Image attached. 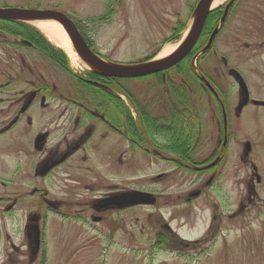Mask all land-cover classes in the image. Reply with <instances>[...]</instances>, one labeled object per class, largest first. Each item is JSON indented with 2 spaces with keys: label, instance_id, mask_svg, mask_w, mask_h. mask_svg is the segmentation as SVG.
Masks as SVG:
<instances>
[{
  "label": "flooded vegetation",
  "instance_id": "1",
  "mask_svg": "<svg viewBox=\"0 0 264 264\" xmlns=\"http://www.w3.org/2000/svg\"><path fill=\"white\" fill-rule=\"evenodd\" d=\"M15 42L4 44L9 49L0 58L6 64L9 57L10 63V75L0 83L1 263L42 259L45 227L54 216L109 223L112 213L129 209L104 200L130 190L116 180H126L130 147L171 164L170 172L154 179L194 172L206 179L205 186L218 181L224 159L233 153L236 173L246 175L247 200L255 201L257 187L264 188V0H220L208 12L185 64L154 75L151 85L137 92V104L121 83L125 80L81 71L65 82L63 70L38 47L24 39ZM50 70L58 75L50 76ZM177 76L183 91L177 89ZM140 80L146 86L149 78ZM201 108L207 129L215 132L210 146L200 141ZM178 121L185 131L179 153L173 136ZM112 134L123 144L115 150L113 142L119 141ZM149 193L154 205L160 202V194ZM34 225L36 255L28 238Z\"/></svg>",
  "mask_w": 264,
  "mask_h": 264
},
{
  "label": "rangeland",
  "instance_id": "2",
  "mask_svg": "<svg viewBox=\"0 0 264 264\" xmlns=\"http://www.w3.org/2000/svg\"><path fill=\"white\" fill-rule=\"evenodd\" d=\"M105 1L0 0V7L59 10L77 23L94 51L112 62L130 64L147 59L153 52L157 58L166 46L175 47L189 23V7L196 0H109V8ZM180 21L183 28L172 39V27ZM11 41L0 39V58L9 49L2 42ZM7 60L9 57L6 64L0 63V83L10 75ZM68 61L73 72L87 70L78 62ZM49 75L58 74L50 70ZM177 78L180 83L182 78ZM152 81L147 80L146 86L138 81L121 83L136 102L139 96L134 93L145 91ZM200 102L205 103V97ZM199 113L204 121L200 141L210 146L208 141L215 132L207 129L202 108ZM112 138L120 139L115 134ZM122 145V141L113 142L114 150ZM130 148L129 171L123 172L126 180H116L125 189L160 194L159 203L112 213L109 223H71L52 217L45 227L43 259L0 260V264H264V188L257 187L255 201L247 200L242 183L246 175L236 173L233 153L224 159L218 181L205 186L206 179L194 172L177 171L173 176L154 179L158 173L170 172L171 164L152 161L138 147V152ZM197 189L204 192L191 198L188 205V194ZM164 223L177 241L164 240L159 246L156 241Z\"/></svg>",
  "mask_w": 264,
  "mask_h": 264
},
{
  "label": "water",
  "instance_id": "3",
  "mask_svg": "<svg viewBox=\"0 0 264 264\" xmlns=\"http://www.w3.org/2000/svg\"><path fill=\"white\" fill-rule=\"evenodd\" d=\"M211 1L212 0H199L194 11V20L188 34L171 55L161 60L139 65H118L102 61L89 49L78 32L76 25L66 17V15L59 11L0 8V18L16 21L40 20L44 23L54 22L66 33L73 51L78 57L89 64L95 72L117 78H138L167 70L177 64L189 53L200 35ZM104 203L128 207L140 204H151L153 203V199L149 194L133 191L122 193L113 198H107ZM29 238L32 240L36 252L38 231L29 235Z\"/></svg>",
  "mask_w": 264,
  "mask_h": 264
},
{
  "label": "trees",
  "instance_id": "4",
  "mask_svg": "<svg viewBox=\"0 0 264 264\" xmlns=\"http://www.w3.org/2000/svg\"><path fill=\"white\" fill-rule=\"evenodd\" d=\"M109 2L110 1L107 0L108 8L110 6ZM102 19H105V17ZM182 23L183 22L181 21L176 23V26L173 29L172 39H175V36H177L178 33L182 30ZM0 34H7L9 36L18 37L28 41L29 43L34 44L51 62L62 68L64 72H70L69 63L66 55L61 50L51 46L50 43L45 39V37L32 26L16 21L0 19ZM181 125H183L182 122L178 121V124L176 125L178 128L175 129L176 131L173 133V136L176 138L177 141L176 151L178 153L182 149H184L185 145V131L180 130ZM164 240L172 242L174 239L164 229H162L161 235L156 241V244L160 246L161 242Z\"/></svg>",
  "mask_w": 264,
  "mask_h": 264
},
{
  "label": "bare ground",
  "instance_id": "5",
  "mask_svg": "<svg viewBox=\"0 0 264 264\" xmlns=\"http://www.w3.org/2000/svg\"><path fill=\"white\" fill-rule=\"evenodd\" d=\"M219 2L220 0H213L210 6L211 7L217 6ZM28 22L34 25L35 27H37L39 30H41L42 33H44L45 37L52 44H54L56 47L61 48L66 53L68 58L72 61V63L78 62L85 68L92 69V67L89 64H87L83 59L78 57V55L72 50L66 33L58 24L54 22L44 23L39 20H31ZM173 50H174V46L172 47L166 46L159 53L157 58L158 59L165 58L168 55H170Z\"/></svg>",
  "mask_w": 264,
  "mask_h": 264
}]
</instances>
